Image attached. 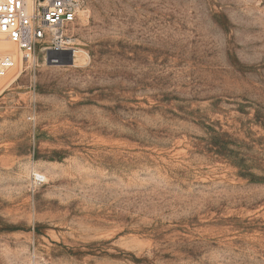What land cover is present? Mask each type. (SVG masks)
Listing matches in <instances>:
<instances>
[{
  "label": "rangeland",
  "instance_id": "374dc122",
  "mask_svg": "<svg viewBox=\"0 0 264 264\" xmlns=\"http://www.w3.org/2000/svg\"><path fill=\"white\" fill-rule=\"evenodd\" d=\"M72 34L76 65L0 51V264H264V0H86Z\"/></svg>",
  "mask_w": 264,
  "mask_h": 264
},
{
  "label": "built area",
  "instance_id": "2783aa9c",
  "mask_svg": "<svg viewBox=\"0 0 264 264\" xmlns=\"http://www.w3.org/2000/svg\"><path fill=\"white\" fill-rule=\"evenodd\" d=\"M86 0H0V40L15 44L34 67L40 60L58 64L74 57L73 28ZM71 53V54H70ZM16 65L12 54L0 55V79Z\"/></svg>",
  "mask_w": 264,
  "mask_h": 264
},
{
  "label": "bare ground",
  "instance_id": "6f19581e",
  "mask_svg": "<svg viewBox=\"0 0 264 264\" xmlns=\"http://www.w3.org/2000/svg\"><path fill=\"white\" fill-rule=\"evenodd\" d=\"M82 13H83V11H81V14H80V16H82ZM9 43H11V42H9V41H6V40H0V51H2V50H6V49H10V50H12L11 48H12V46H11V44L14 46L15 44H13V43H11V44H9ZM16 46V45H15ZM14 48H17V53L19 54V55H21V57H22V54H21V52L19 51V49H18V47L16 46V47H14ZM13 48V49H14ZM15 50V49H14ZM15 52L13 51V54H14ZM17 53H16V56L15 55H13L14 56V58L16 59V65H15V67L18 65V62H20V61H18L19 60V58H17ZM85 51L84 50H82V49H79V50H77L76 49V52H75V55H74V57H73V63H74V65H76V64H78L80 61H82V60H84V58H85ZM8 54H10V53H8ZM22 59H23V57H22ZM14 67V68H15ZM13 68V69H14ZM12 69V70H13ZM16 69V68H15ZM14 76V75H13ZM13 76L11 77V78H9L10 76L7 74L5 77H3V78H1L0 80L2 81V80H12V78H13ZM18 76V75H17ZM16 80V79H15Z\"/></svg>",
  "mask_w": 264,
  "mask_h": 264
},
{
  "label": "water",
  "instance_id": "95a60500",
  "mask_svg": "<svg viewBox=\"0 0 264 264\" xmlns=\"http://www.w3.org/2000/svg\"><path fill=\"white\" fill-rule=\"evenodd\" d=\"M53 57H54L53 55L49 54V56H48V64H52L51 61H52ZM68 61H69L68 62L69 64H72L73 63V57L71 55H69Z\"/></svg>",
  "mask_w": 264,
  "mask_h": 264
}]
</instances>
